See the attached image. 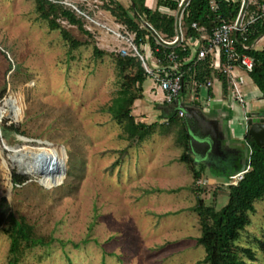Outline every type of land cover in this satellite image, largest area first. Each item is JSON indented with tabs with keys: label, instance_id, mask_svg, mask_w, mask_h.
<instances>
[{
	"label": "rangeland",
	"instance_id": "374dc122",
	"mask_svg": "<svg viewBox=\"0 0 264 264\" xmlns=\"http://www.w3.org/2000/svg\"><path fill=\"white\" fill-rule=\"evenodd\" d=\"M114 1L127 10L131 4L130 0ZM104 2L63 0L65 7L82 17L91 35L87 38L60 21L82 43L71 50L59 31H50L38 17L34 0H0V202L5 199L9 212L23 216L37 235L54 239L48 246L23 248L18 264H196L205 256L195 243L200 235L193 211L196 201L217 211L224 207L226 186L215 183L213 175L235 169L236 160L247 165L248 151L245 148L240 156L239 149L229 147L228 142L216 146L207 159L213 162L211 172H205V179L200 176L203 185L197 188L186 173L158 180L163 161L181 151L174 143L175 128L160 119L150 120V124L163 125L169 134L161 135L157 128L143 143H136L126 139L122 124L107 111L135 69L120 72L115 65L120 50L130 52L125 37L132 41V36L102 9ZM145 3L154 7V0ZM93 43L106 55L94 57ZM237 74L251 85L249 75ZM142 90L146 101L165 100L153 76L146 78ZM205 95L201 91L200 99ZM182 97L186 113L204 117V112L190 105L187 92ZM235 111L237 123L242 116L239 108ZM2 128L7 129L4 136ZM212 132V124L201 129L202 134ZM20 136L29 142H21ZM3 144L51 149V160L63 166L64 173L51 175L46 182L23 175L9 161ZM170 166L178 171L185 167L181 163ZM13 175L27 180L16 185ZM224 181L231 182L228 177ZM54 182L59 185L53 187ZM176 188L183 189L167 192ZM253 207L249 224L235 244L251 249L256 260L249 262L239 253L240 259L264 264V196ZM4 228L0 226V264H9Z\"/></svg>",
	"mask_w": 264,
	"mask_h": 264
},
{
	"label": "trees",
	"instance_id": "16d2710c",
	"mask_svg": "<svg viewBox=\"0 0 264 264\" xmlns=\"http://www.w3.org/2000/svg\"><path fill=\"white\" fill-rule=\"evenodd\" d=\"M130 7L125 9L119 2L106 0L102 9L108 12L116 23L123 26L127 34H135V43L148 44L151 50L156 47L153 37L148 31H145L139 24L134 21L133 13L140 15L155 32L163 39L171 40L174 36V18L160 15L155 9L146 6V0H130ZM63 0H34L35 12L38 17L47 23L50 31H59L60 36L66 42L71 50L77 49L82 45L71 34L64 29L60 21H65L68 25L76 27L80 34L90 38L91 35L85 30L82 17L77 16L69 7L62 4ZM215 10L209 4V0H190L187 7L188 15L185 17V36H196V31L192 30L190 24L198 23L204 27L207 32L211 29L230 22L234 19L238 6L229 5L224 0H213ZM158 5H164L171 9H176V3L168 0H158ZM250 10H255L250 6ZM78 12V10H76ZM81 11V10H80ZM264 34V25L262 20L256 23L254 31L249 36V43L258 36ZM174 52L178 55L179 61L188 55L176 48L173 50L160 49L155 56L158 59L163 58V54ZM92 53L94 57H102L105 52L100 51L97 46L92 44ZM253 60L252 71L248 74L254 86L259 90L262 100H264V47L248 53ZM114 62L120 72L125 69H135L130 78V83L125 85L124 90L120 91L118 98L113 101L112 106L107 108L112 118L119 124H122L123 132L126 139L136 143H142L153 133L158 132L161 135H168L169 130L159 124L145 125L135 122L131 114V108L136 100L143 99L142 85L146 75L141 62L131 56H115ZM190 65V64H189ZM183 69V67H182ZM212 71L208 68L207 63H203L191 70L190 77L198 82H205L213 76ZM222 81L223 93L226 94L225 79L220 76ZM167 126L175 128L174 143L184 150L179 157V161L187 166L191 173L192 179L200 178L204 171V166H196L194 160L189 155L188 135L182 120L177 115L169 119ZM18 134L16 128H10ZM6 128H2L3 136L6 135ZM244 142L250 148L249 169L244 173L235 185H227L228 199L224 207L216 210L212 206H206L204 202L197 199L193 211L197 214L200 235L195 239L197 246L204 249L205 256L196 264H248L239 258V253L243 254L249 262L255 259L254 252L249 248L239 247L235 242L239 239L240 232L249 224L248 213L254 212L253 203L264 196V147L259 148L255 145L252 138L246 133ZM27 179L18 175H13V183L16 185L23 184ZM4 225L3 232L9 241V264H18L19 255L23 248L34 246H48L54 242L51 237L39 236L35 228L31 226L21 215H14L9 212V206L5 199L0 202V226Z\"/></svg>",
	"mask_w": 264,
	"mask_h": 264
},
{
	"label": "built area",
	"instance_id": "2783aa9c",
	"mask_svg": "<svg viewBox=\"0 0 264 264\" xmlns=\"http://www.w3.org/2000/svg\"><path fill=\"white\" fill-rule=\"evenodd\" d=\"M157 1L154 0V7L151 9H155L162 16L174 18L173 38L171 40L163 39L147 23L145 24L140 15L133 13L134 21L150 33L156 47L154 50H151L148 44H140L138 47L133 33L131 34L132 41L125 37L130 52L120 50V56H131L141 62L146 75L153 76L154 81L164 92L165 104L178 102L183 90L189 85V80L194 90L209 89L213 88V82L222 87L220 76H223L226 85V97L231 102L244 105L246 95L243 94L242 90L245 81L243 77L237 74V71L248 75L253 68V60L248 53L264 47V34L249 43V36L254 31L256 23L262 20L264 25V0H224L229 5L238 6L234 19L212 28L210 33L198 23L192 22L190 27L197 33L193 37L185 36V17L188 15L187 7L190 0H168L176 3V9L158 5ZM209 4L215 10L213 0H209ZM250 6H254L255 10H250ZM119 27L126 32L123 26L119 25ZM161 48L167 50L178 48L182 52L188 51V55L179 61L178 55L170 52L163 54L162 59H158L155 54L159 53ZM143 54H145V58ZM203 63H207L208 68L212 71L211 74L217 76L205 82L190 79L188 76H190L191 70ZM177 113L180 118L184 114L180 110ZM243 122H246V117H244ZM248 169L249 166L244 172L231 176L229 178L231 182L224 185H235ZM194 185L197 188L202 186L203 182L197 179Z\"/></svg>",
	"mask_w": 264,
	"mask_h": 264
},
{
	"label": "crops",
	"instance_id": "0c3cea01",
	"mask_svg": "<svg viewBox=\"0 0 264 264\" xmlns=\"http://www.w3.org/2000/svg\"><path fill=\"white\" fill-rule=\"evenodd\" d=\"M217 75L215 74V76H211L212 80L213 78H215ZM191 79V78H190ZM245 81V80H244ZM189 85L183 90L184 92H187L189 97V103L190 105H194L196 104L197 107L193 106V108L195 107V109L197 110H201L202 112H204V117L200 118V116H198L195 113H192L189 116L190 121L192 122L193 125H203L205 126V124H212V129H213V136H215V140L216 143L214 141V145H213V150H211L210 155H212L215 152V147H223L224 144H227L229 147H235L239 149V155L241 156V152L246 148L248 151V157L250 158V148L246 145H241V142L244 141V135L247 132L245 123L243 122L244 117H250V116H254V117H264V100H262L261 94L259 92V90H257V88L254 86V84L251 81V85H247L246 81H245V85L243 87V94L246 95V101L244 105H240L238 103L235 102H231L227 97L226 94L223 93V89L222 87L216 83L213 82V88H201V89H197L194 90L191 87V83L190 80L188 81ZM203 91L206 93L205 98L200 99V92ZM183 93L181 94L179 100H178V104L181 105L183 107L184 100H183ZM201 105H204L200 108ZM172 107V108H168ZM239 111H241V116L242 119L239 120L236 123L235 121H233L237 115L235 114V109H238ZM182 113H184L183 110ZM178 111H176L175 105H168L165 104L164 101L162 102H156V101H146L144 99V95H143V99L141 100H136L133 103V117L135 119V122L137 123H142L145 125H151L150 123L152 122H148L150 120L153 121H157V119L159 122H163V123H167L169 119L174 118L176 115L178 117ZM147 114V115H146ZM140 115H146V118H140L137 119L138 116ZM185 116L186 114L184 113L183 116L180 118L182 120V122L184 123L185 120ZM199 119L201 121H199ZM158 122V123H159ZM157 123V122H156ZM155 124V123H153ZM185 126V124H184ZM242 127L240 129L241 133H240V139L237 138V130L238 127ZM242 129L244 130V132L242 133ZM186 130V128H185ZM197 132V131H196ZM187 134V132H186ZM198 134H200L201 136H207L210 139L212 138V135H206V134H202L201 130L198 131ZM239 136V135H238ZM241 141V142H240ZM143 143V142H142ZM180 150V148H178ZM184 150L181 149L180 154L176 157H174L173 159H168L167 161H163V164L161 166L162 172H161V177H158V180H160L161 182L163 180H166L167 178H170L171 176L180 174V173H186L188 175L191 176L190 171L188 170L187 166L184 165L185 167L181 168L182 170H177L176 168L174 169L175 166L171 167L170 165H174L177 163H181L179 161V157L182 154ZM189 155L191 156V158L194 160L196 166L198 165H202L204 166V171L201 174V178L205 179V172L210 173L211 172V165L213 162H210L207 157V159L205 161H195L193 155L188 152ZM249 158H248V164L243 166L242 163H239V160L236 167L234 166L235 169H225V170H221L220 173H215V175H213V178L215 180V183L223 182V186L225 181L224 178L228 177L230 178L231 176L240 174L242 172H244V170L247 168V166H249ZM232 160V159H231ZM230 162L229 160H227V163ZM183 164V163H181ZM219 164V163H218ZM229 164V163H228ZM173 168V169H172ZM233 168V167H232ZM180 169V168H179ZM188 172V173H187ZM192 177V176H191ZM163 188H159L157 190L160 191H164L162 190ZM183 188H176L172 191H167L169 193L172 192H178L179 190H181ZM166 191V190H165Z\"/></svg>",
	"mask_w": 264,
	"mask_h": 264
},
{
	"label": "water",
	"instance_id": "95a60500",
	"mask_svg": "<svg viewBox=\"0 0 264 264\" xmlns=\"http://www.w3.org/2000/svg\"><path fill=\"white\" fill-rule=\"evenodd\" d=\"M169 105H175L176 111L179 110H183L184 111V107H182L181 105H179L177 102H174L173 104H169ZM193 106L197 107L196 104H194ZM194 107V108H195ZM184 113L186 114V120H184V124H185V128H186V132L188 135V149L189 152L193 155L195 161H205L207 159V157L209 156L211 150H213V145H214V141L216 143L215 140V136H213V132H212V138L210 139L207 136H201L200 134H198V131H200L203 127V125L199 124V125H193L192 122L190 121L189 118V112L186 113V111H184ZM192 114V112H191ZM199 121H201L199 119ZM245 126L247 129V134L252 138L253 142L255 143V145L259 148L264 147V117H254V116H250L246 117V122H245ZM197 131V132H196ZM21 142L23 143H27L29 142L28 139L20 136L19 137ZM39 145L42 144V142H37ZM2 148L4 151L8 152L9 154L7 155L8 159L9 157L15 156L16 155V151H19L21 148H13V147H9L6 146L5 144L2 145ZM43 162H42V166H40L39 171L42 174H50V175H60L61 173H64V169L63 166H60L58 163H56L53 160H46L45 158H42ZM59 184H57L56 182H54L52 184L53 187L57 186ZM44 188H47L44 186Z\"/></svg>",
	"mask_w": 264,
	"mask_h": 264
},
{
	"label": "bare ground",
	"instance_id": "6f19581e",
	"mask_svg": "<svg viewBox=\"0 0 264 264\" xmlns=\"http://www.w3.org/2000/svg\"><path fill=\"white\" fill-rule=\"evenodd\" d=\"M15 153V156L9 157V161L18 168L19 173L38 177V182H46L50 179L51 175L40 173L39 168L42 166V158H45L46 160L52 159L53 151L51 149L45 147H39L33 150L23 148Z\"/></svg>",
	"mask_w": 264,
	"mask_h": 264
}]
</instances>
